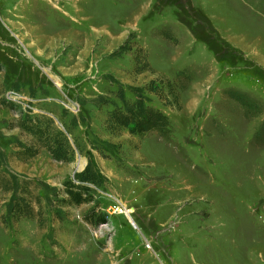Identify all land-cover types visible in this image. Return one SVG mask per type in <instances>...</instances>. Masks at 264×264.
Returning a JSON list of instances; mask_svg holds the SVG:
<instances>
[{"label": "rangeland", "instance_id": "374dc122", "mask_svg": "<svg viewBox=\"0 0 264 264\" xmlns=\"http://www.w3.org/2000/svg\"><path fill=\"white\" fill-rule=\"evenodd\" d=\"M152 81L184 85L179 102ZM119 90L163 110L171 137L109 131ZM43 115L71 161L21 158L22 119ZM263 124L264 0H0V264H264ZM89 162L102 184L75 204L64 182ZM22 197L30 217L10 212Z\"/></svg>", "mask_w": 264, "mask_h": 264}, {"label": "trees", "instance_id": "16d2710c", "mask_svg": "<svg viewBox=\"0 0 264 264\" xmlns=\"http://www.w3.org/2000/svg\"><path fill=\"white\" fill-rule=\"evenodd\" d=\"M149 67L150 65L145 62V65L138 68L137 71L143 72ZM183 73L184 71L179 72L178 78ZM166 84V86L159 87L152 81L147 89L158 94L164 102H168V105L179 102L177 90L184 88V85L176 86L175 82L171 81H167ZM228 92V95L249 110L250 114L262 112L263 106L260 102L247 95V93L235 90ZM117 97L120 99L121 104H114V107L108 110L106 116V127L109 131L116 133L126 129L130 134L136 136H145L155 132L162 138L169 139L171 137L173 125L168 115L160 108L148 104L141 93L136 94L135 98H129L123 90H119ZM4 103L8 106H16L12 102ZM21 126L24 131L32 134L36 140L35 143L33 141L29 145L21 143L23 147V151L20 153L21 158L36 156L39 153V147L43 146L57 160H72L73 148L69 143L67 134L56 127L55 120L52 117L45 115L39 118L24 117ZM255 138L257 143L264 144V124ZM101 184V174L95 168V165L89 162L83 171L76 174V178L64 182V188L71 202L83 204L95 201L93 190ZM16 185L17 182L14 181V187ZM1 186L3 185L0 182ZM5 186L6 189H11L9 185ZM10 212L17 216L30 217L32 216V207L23 197L17 198L14 204L11 205ZM85 218L89 223L99 225L107 222L108 215L105 212H100L97 207H93L87 212Z\"/></svg>", "mask_w": 264, "mask_h": 264}, {"label": "built area", "instance_id": "2783aa9c", "mask_svg": "<svg viewBox=\"0 0 264 264\" xmlns=\"http://www.w3.org/2000/svg\"><path fill=\"white\" fill-rule=\"evenodd\" d=\"M123 206V205H122ZM121 206V204H112L109 207H107L106 212L112 216L115 212H124L125 209H123V207Z\"/></svg>", "mask_w": 264, "mask_h": 264}, {"label": "bare ground", "instance_id": "6f19581e", "mask_svg": "<svg viewBox=\"0 0 264 264\" xmlns=\"http://www.w3.org/2000/svg\"><path fill=\"white\" fill-rule=\"evenodd\" d=\"M80 166H83V163Z\"/></svg>", "mask_w": 264, "mask_h": 264}]
</instances>
